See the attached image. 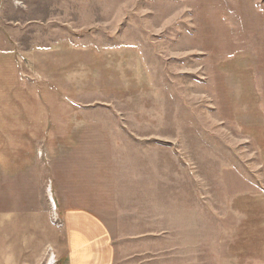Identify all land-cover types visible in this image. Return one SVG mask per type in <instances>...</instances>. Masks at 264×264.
<instances>
[{
  "label": "rangeland",
  "instance_id": "1",
  "mask_svg": "<svg viewBox=\"0 0 264 264\" xmlns=\"http://www.w3.org/2000/svg\"><path fill=\"white\" fill-rule=\"evenodd\" d=\"M0 82V121L38 126L0 134V163L25 150L0 225L44 186L57 228L102 221L114 264H234L233 209L263 189L241 128L264 123V0H0Z\"/></svg>",
  "mask_w": 264,
  "mask_h": 264
},
{
  "label": "crops",
  "instance_id": "2",
  "mask_svg": "<svg viewBox=\"0 0 264 264\" xmlns=\"http://www.w3.org/2000/svg\"><path fill=\"white\" fill-rule=\"evenodd\" d=\"M1 85L0 82V94H3ZM9 93L17 99L25 95V92L17 89ZM18 110L19 112L13 114L12 120H9L12 125L6 126L0 121V134H37L38 126L34 123V114ZM256 115L259 114L253 112L251 116L255 124L242 126L241 130L246 137L251 136L261 153L259 167L263 189L255 191L252 197L247 194L245 202L238 201L239 207L235 206L233 209V216H236L230 232V253L234 264H264V123H260ZM27 116L30 118L28 121ZM31 120L33 122L30 125ZM18 143L15 139L13 149H7L6 160L0 163V168L12 177L10 179L17 181L20 172L25 169L22 155L25 150ZM1 157L4 158V153ZM26 179L24 177L22 182L32 181L31 176L29 181ZM45 188L42 186L39 190L42 202L39 205L29 201L31 204H26L22 209L6 213L7 222L0 225V263L114 264L115 248L102 221L87 211H68L64 216L65 230L57 228L46 200L49 191ZM28 193H31L30 190ZM234 204L236 205L235 202ZM49 248L52 252L50 255Z\"/></svg>",
  "mask_w": 264,
  "mask_h": 264
}]
</instances>
